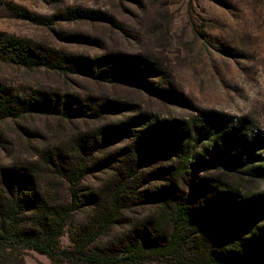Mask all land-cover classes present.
<instances>
[{
	"label": "rangeland",
	"instance_id": "1",
	"mask_svg": "<svg viewBox=\"0 0 264 264\" xmlns=\"http://www.w3.org/2000/svg\"><path fill=\"white\" fill-rule=\"evenodd\" d=\"M80 9L107 18L83 19ZM0 36L81 63L66 73L28 67L0 42L1 86L21 96H69L83 105L80 110L73 102L70 118L25 114L0 120V170L36 164L35 176L48 178L40 180L44 190L66 193L69 184L47 173L42 154L70 149L81 136L116 125L91 150L79 197L84 201L114 179L129 162L127 148L142 146L135 139L141 131L148 137L149 165L140 191H149L189 144L182 135L187 123L203 120L207 128L193 132L201 159L191 180L193 208L214 201L216 216L239 235L259 230L251 250L264 255V0H0ZM109 103L114 107H105ZM95 209L85 204L75 213L60 238L62 249L74 245ZM154 211L150 198L131 206L101 243ZM14 257L16 264H52L30 250Z\"/></svg>",
	"mask_w": 264,
	"mask_h": 264
},
{
	"label": "trees",
	"instance_id": "2",
	"mask_svg": "<svg viewBox=\"0 0 264 264\" xmlns=\"http://www.w3.org/2000/svg\"><path fill=\"white\" fill-rule=\"evenodd\" d=\"M77 15L91 20L107 18L93 10L80 9ZM0 42L19 64L28 67L44 66L66 73L72 70L71 67L81 65L78 59L68 60L57 51L36 47L25 40L9 38L6 42L0 39ZM98 67L96 65L95 69ZM96 72L102 80L107 78L100 70ZM73 102L82 110L83 105L69 96L42 93L21 96L0 85V120L25 114L70 118ZM85 103L97 102L87 99ZM105 107H114V104ZM92 112L98 115L100 110L93 109ZM115 126L102 127L93 134L81 136L70 149L58 147L42 154L41 161L47 173L69 184L66 193L60 188L54 193L44 190L40 182L48 178L35 176L36 164L25 165L24 169L0 170V264H16L14 255L23 250L44 255L52 264H264V255L255 257L251 250L259 230L239 235L235 228H230L227 220L216 216L214 201L211 204L203 201L201 208H193L195 186L191 180L201 160L199 138L193 132L200 128L202 133L207 128L203 120L187 123L182 135L186 140L189 138V144L186 143L159 186L140 191L148 179L143 176V170L149 165L145 157L149 153L145 148L148 137L141 131L135 139L138 138V144L142 146L135 142L127 148L129 162L122 164L107 186L86 195L81 201L78 186L91 171V150L98 145V138H106L116 131ZM210 133L217 137L215 130ZM146 198L154 204L152 215L102 244V238L114 227L120 215ZM85 204L97 208L96 213L81 229L74 245L62 249L60 238L75 213ZM261 227L264 229V222Z\"/></svg>",
	"mask_w": 264,
	"mask_h": 264
}]
</instances>
